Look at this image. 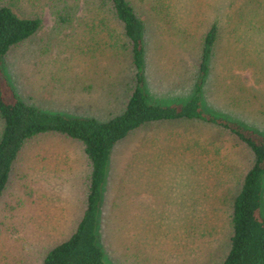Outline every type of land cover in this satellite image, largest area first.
Returning <instances> with one entry per match:
<instances>
[{
	"label": "rangeland",
	"instance_id": "1",
	"mask_svg": "<svg viewBox=\"0 0 264 264\" xmlns=\"http://www.w3.org/2000/svg\"><path fill=\"white\" fill-rule=\"evenodd\" d=\"M133 2L143 6L140 17L148 28L143 73L149 104L181 108L198 93L205 115L263 137L264 0ZM213 24L218 41L201 76L202 39ZM110 26L89 18L64 25L46 16L41 30L10 51L0 69L16 95L43 112L80 97L73 92L81 80L79 91L99 98L91 105L93 118L106 122L125 109L135 75L131 55ZM56 88L64 96L50 103ZM2 128L0 119V135ZM225 132L205 120L147 124L113 147L97 230L106 264L222 263L230 229L221 212L229 209L241 157ZM43 136L29 143L10 177L14 198L37 190L21 211L35 242L17 244L0 226V264H19V256L36 264L82 211L76 209V182L83 171L74 164V150ZM1 204L0 214L6 212ZM260 211L264 219V179Z\"/></svg>",
	"mask_w": 264,
	"mask_h": 264
},
{
	"label": "trees",
	"instance_id": "2",
	"mask_svg": "<svg viewBox=\"0 0 264 264\" xmlns=\"http://www.w3.org/2000/svg\"><path fill=\"white\" fill-rule=\"evenodd\" d=\"M141 8L143 6L137 2L136 7L133 0H0V68L10 51L38 33L44 18L50 16L64 25L73 23L77 18L110 24L121 47L131 55L135 70L123 112L110 116L106 122H99L96 119L43 112L37 106L25 103L10 88L12 82L0 69V119L3 125L0 135V208L3 201L6 203V212L0 214V226L7 237L17 244L35 238L36 232L22 218L21 211L37 190L26 191L22 188L26 191V197L14 198L10 192V177L16 162L24 158L30 142L39 136L53 135L56 146L64 143L71 152L74 150L77 160L74 164L80 165L83 171L76 182L80 189L77 191L76 209L82 211L73 227L63 231L64 239L48 249L36 264H106L103 250L98 245L97 230L102 186L113 147L147 124L205 120L223 127L225 134L231 138L232 148L239 149L241 154L237 163L242 169L239 173L238 165V178L231 186L233 197L229 201V209L221 212L230 229L228 249L221 264H264V219L260 211L264 136L254 135L252 131H243L234 123L231 125L205 115L200 108L198 93L181 108L149 104L143 73L148 28L140 17ZM227 8L228 5L224 11ZM217 41L218 27L213 24L202 39L201 76L209 69L208 62ZM230 152L234 153L233 150ZM8 196L11 197L10 201ZM14 209H18L20 216L17 222L13 220ZM18 262L24 264L22 256L18 257Z\"/></svg>",
	"mask_w": 264,
	"mask_h": 264
},
{
	"label": "crops",
	"instance_id": "3",
	"mask_svg": "<svg viewBox=\"0 0 264 264\" xmlns=\"http://www.w3.org/2000/svg\"><path fill=\"white\" fill-rule=\"evenodd\" d=\"M78 68L79 67H74L71 70L75 71ZM83 68H85L84 70H87L86 69L87 67H83ZM77 71H79V69ZM70 78H71V81L73 83L72 85H76L77 77L73 74ZM97 78L99 79L100 77L97 76ZM82 82L83 81H81V80L79 81L78 90L74 91L73 94L76 93L75 96H77V93L79 92L80 97L86 95L87 96L86 99L82 98L83 99V101H82L80 97H77V98H75L74 101L68 102V101L65 100L64 102H62L63 103L62 107H61V104H59V105H57V106H55L53 108H49L48 107L47 110H45V111H49V112H52V113L56 112V113H59L61 115L68 116V117H71V118H90V119H95L92 116V114H93L92 107L93 106H91V105H95L96 104V100L99 101V98L97 99V98L94 97V99H92V96H90L92 94L88 95V94H85V93H82L81 91H79L80 84ZM86 82H88L89 85L95 83L93 79H91V80L87 79ZM51 90L56 91V94L51 93L53 97L51 99L52 102H50V103H54L53 100L56 98L57 95L61 96V97L64 96L61 93V88H56V89H51ZM92 100L94 101V103H92L93 102Z\"/></svg>",
	"mask_w": 264,
	"mask_h": 264
}]
</instances>
